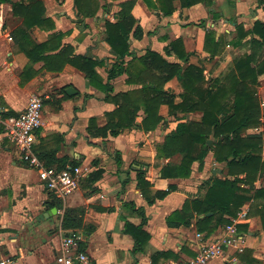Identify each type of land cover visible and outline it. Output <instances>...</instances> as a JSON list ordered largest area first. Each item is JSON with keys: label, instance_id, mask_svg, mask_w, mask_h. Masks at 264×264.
Returning <instances> with one entry per match:
<instances>
[{"label": "crops", "instance_id": "crops-1", "mask_svg": "<svg viewBox=\"0 0 264 264\" xmlns=\"http://www.w3.org/2000/svg\"><path fill=\"white\" fill-rule=\"evenodd\" d=\"M43 1L45 16L54 21L53 28H27L23 18L14 13L12 3L0 2V233L8 237L5 246L12 256V264H57L56 252L61 237L72 230L85 233L84 248L90 257L89 264H152L158 251L172 255L159 257L154 264H189L198 253L197 233L211 240L222 233L223 227L207 235L197 229V214L189 216L187 222L173 224L167 218L181 209L187 199L202 197L207 181L215 172L220 176L223 169L212 167L214 155L210 150L202 166L199 161L193 163L189 177L163 176L162 168L178 165L182 154L166 152L159 156L158 147L165 145L168 135L180 121L201 120L203 112H171L167 104H162L160 121L150 122L145 129L140 126L146 116L141 107L136 119L139 125L125 128L118 135L109 133L107 137H93L88 131L89 119L95 117L99 126L105 125L106 112L116 109V103L106 99L107 94L91 85L85 74L72 64L66 63L60 70H49L44 60L33 61L21 49L16 31L26 28L30 39L37 42L47 40L55 31L66 32L62 42L72 45L78 54L101 61L97 71L106 82L108 69L116 58L106 40V20H115L119 0H99L101 7L91 17H82L74 0ZM213 8L220 13L219 18L211 16ZM133 13L144 30L142 38L131 39V49L136 54L151 48L166 55L165 46L182 37L190 53L188 61L175 54L166 55L167 58L182 64L201 65L209 79L219 75L232 62L233 53L250 51L245 42L250 36L242 44H228L223 54L212 57L204 50L206 30L215 29L217 36L230 32V39L233 38L236 23H243L250 29L256 20L264 21V0H234L233 3L214 0L212 6L201 2L190 7H181L177 2V10L168 16L148 8L143 0H137ZM54 51H46V54ZM261 55L264 57V48ZM126 61L137 74L140 66L137 59L127 56ZM29 67L34 71L31 77L21 75ZM127 78L128 73L113 78L111 93L141 87L140 83L128 82ZM259 81V95L264 97V74L259 76ZM70 86L75 90L72 94L66 91ZM165 88L175 94L176 103L182 101L183 87L178 77L168 81ZM34 92L46 97L43 125L37 130L36 153H49L47 160L65 159L68 166L76 163L82 169L83 179L70 195L61 196L49 189L37 170L21 161L15 144L4 134L3 120L19 115ZM257 130L262 127L249 131ZM117 152L121 154L120 164ZM140 167L147 168L153 192L167 190L170 184L175 188L164 198L149 204L138 187ZM98 169H103L102 175L91 181L90 174ZM255 187H264V172ZM251 203L247 202L242 208L249 212ZM79 207L85 209L83 227L63 228L65 210ZM53 208L57 209L56 213L43 216ZM138 208H144L148 217L143 228L150 238L143 249L134 251L136 240L131 233L125 232V227L127 223L141 224L143 216ZM242 224L248 225L242 230L244 248H251L260 264H264V228L260 216L248 215ZM242 252L232 246L225 256L214 257L206 264H247L241 258Z\"/></svg>", "mask_w": 264, "mask_h": 264}, {"label": "trees", "instance_id": "trees-1", "mask_svg": "<svg viewBox=\"0 0 264 264\" xmlns=\"http://www.w3.org/2000/svg\"><path fill=\"white\" fill-rule=\"evenodd\" d=\"M143 1L148 8L165 16L172 15L177 10V2L181 7H190L201 2L211 6L214 4V0ZM0 2L12 3L14 13L23 18L27 28L54 27V21L45 16L43 0ZM229 2L233 3L234 0ZM74 3L82 17L96 15L101 7L99 0H74ZM136 3L137 0H119L115 20H106V40L116 55L108 69L106 82L97 71V66L102 62L92 56L78 54L72 45L64 44L62 39L66 32L55 31L47 40L37 42L30 39L26 28L20 27L16 31L17 41L33 61L44 60L49 70H60L66 63L77 67L91 85L107 94L106 99L116 103V109L106 112L105 125L99 126L95 117L89 119L88 131L93 137H107L109 133L118 135L125 128L139 125L136 119L141 107L146 116L140 126L145 129L149 127L150 122L156 124L160 121L159 108L162 104H167L171 112L202 111L201 120L180 121L176 129L168 135L165 145L158 147L159 156L166 152L169 155L182 154L178 165L162 168L163 176L172 174L189 177L193 163L199 161L202 166L204 157L210 150L213 151L216 161L224 163L227 172L223 177L213 175L206 183L205 194L202 197L187 199L181 209H176L168 216V222H187L189 216L197 214V229L209 235L217 228L231 223L244 204L252 201L248 215H259L264 228V187H255V182L264 172V137L262 134L246 132L247 129L259 125L262 117L258 86L259 76L264 74V57L259 59L264 48V21L256 20L250 29H246L243 23H236V34L231 39L230 32L217 36L215 29L206 30L204 50L212 57L223 54L228 44H242L248 36L250 38L245 42L251 46L250 52L234 57L227 69L216 77L207 79L203 66L189 62L182 64L167 58L166 55L175 54L177 58L188 61L190 53L182 37L171 40L165 46L166 55L151 48L145 49L141 54H136L131 49L132 37L140 39L144 35V30L133 13ZM211 16L219 18L220 13L213 8ZM204 22L202 20L200 23ZM49 50L55 51L46 54ZM127 56H132V59L139 62L137 74L127 66ZM32 72L34 71L29 67L21 75L31 77ZM123 73H128V82L134 80L140 83L141 87L112 94L113 86L110 81ZM174 77L179 78L183 87L182 101L178 103L175 101V94L165 88L166 83ZM0 129L2 130V126ZM210 139L212 141L209 143ZM38 155L48 166H55L57 169L68 167L65 159L47 160L46 155L49 153ZM56 161L58 164L55 165ZM117 162H122L119 152ZM76 165L71 164L72 167ZM102 173L103 169L92 172L90 180L98 179ZM137 179L138 187L149 204H153L158 198H164L170 189L175 188L174 184H170L167 190L153 192V183L147 168L144 167L137 171ZM138 210L143 216L141 224L127 223L125 227V232L131 233L136 240L134 251L143 249L150 238V234L143 228L148 217L144 208ZM84 213L85 209L82 207L67 208L62 220L63 228H82ZM247 227V224L239 225L241 231ZM170 255L172 253L167 251H158L155 257L153 256L152 264L159 257ZM241 258L247 264H260L251 248H245Z\"/></svg>", "mask_w": 264, "mask_h": 264}, {"label": "built area", "instance_id": "built-area-1", "mask_svg": "<svg viewBox=\"0 0 264 264\" xmlns=\"http://www.w3.org/2000/svg\"><path fill=\"white\" fill-rule=\"evenodd\" d=\"M45 95L34 92L30 95L25 109L17 116L3 120L5 136L12 141L21 161L37 170L39 178L46 186L58 195L67 196L73 193L80 185L83 174L80 166H68L57 169L48 166L36 153L34 147L37 141V130L43 125V110ZM248 217L245 208H241L232 222L223 227L222 233L214 239H205L202 233H197L199 244L196 258L189 264H206L214 257H223L226 250L234 246L237 252L244 251L245 233L239 225ZM85 233L72 230L61 237L56 252L57 264H89L90 257L84 248ZM4 241L0 234V264H12L10 254L2 250Z\"/></svg>", "mask_w": 264, "mask_h": 264}, {"label": "rangeland", "instance_id": "rangeland-1", "mask_svg": "<svg viewBox=\"0 0 264 264\" xmlns=\"http://www.w3.org/2000/svg\"><path fill=\"white\" fill-rule=\"evenodd\" d=\"M217 11V10H216ZM231 37V36H230ZM229 37V38H230ZM230 45H232V44H230ZM228 46V45H227ZM246 47H248L249 48V50L251 51V46L249 45V44H247L246 45ZM227 48V47H226ZM250 51H248V50H245V51H241V52H239L238 54H236V53H233V56L234 57H236V56H239V55H242V54H244V53H246V52H250ZM262 56V55H261ZM261 56H260V58H261ZM233 57V58H234ZM232 64V62L231 63H229V65L228 66H230ZM228 66H226L222 71H224L225 69H227V67ZM221 71V72H222ZM220 72V73H221ZM258 90H259V86H258ZM258 94H259V91H258ZM259 97H260V105H261V111H262V117H261V123L259 124V125H257V126H255V127H252V128H249V129H247V133H258V134H262V136L264 137V97H262V96H260L259 95ZM262 99V100H261ZM260 127H262V130H257V131H254V132H250L249 130H252V129H254V130H256V129H259ZM214 155V154H213ZM262 157H263V160H264V144H263V150H262ZM212 167H216V168H219V167H221L222 169L224 168V170L221 172V175L219 176L216 172L214 173V176H218V177H223V176H225L226 175V172L225 171H227V169L224 167V163H220V162H218V161H216V159L214 158V164H212ZM226 169V170H225ZM211 175H212V173H211ZM213 176V175H212ZM1 234V236H2V240L4 241V244H3V246H2V250H7L6 249V243L8 242V237L7 236H4L2 233H0ZM7 252H8V250H7Z\"/></svg>", "mask_w": 264, "mask_h": 264}, {"label": "water", "instance_id": "water-1", "mask_svg": "<svg viewBox=\"0 0 264 264\" xmlns=\"http://www.w3.org/2000/svg\"><path fill=\"white\" fill-rule=\"evenodd\" d=\"M66 91L69 93V94H72V93H74L75 92V90L73 89V87H68L67 89H66ZM211 142V139L209 140V143ZM220 171V170H219ZM57 212V209L56 208H53V210L52 211H49L47 214L45 213V215H43V216H49L51 213H56ZM210 214V213H209Z\"/></svg>", "mask_w": 264, "mask_h": 264}]
</instances>
